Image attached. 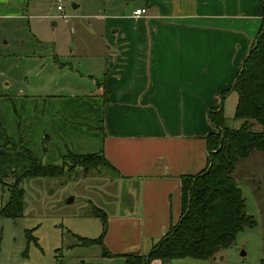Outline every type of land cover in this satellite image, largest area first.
Listing matches in <instances>:
<instances>
[{
  "label": "crops",
  "instance_id": "1",
  "mask_svg": "<svg viewBox=\"0 0 264 264\" xmlns=\"http://www.w3.org/2000/svg\"><path fill=\"white\" fill-rule=\"evenodd\" d=\"M142 3L129 14L114 13L105 19L102 82L95 81V121L88 130L66 121V106L54 108V119L47 120L44 102L34 131L49 155L45 165H60L57 161L68 152L102 153L107 168L120 179L113 198L100 199V206L91 202L106 214L103 246L113 255L145 256L178 223L181 177L196 175L207 166L205 138L216 132L208 112L234 85L264 18V0ZM137 9L146 14L135 17ZM233 94L227 93L222 106ZM1 97L0 102L5 101ZM20 128L18 124L23 149L21 135L26 138V129ZM69 129L75 131L72 142ZM124 190L125 199L129 203L134 199V204L123 211ZM208 261L187 258L169 264L213 263Z\"/></svg>",
  "mask_w": 264,
  "mask_h": 264
},
{
  "label": "rangeland",
  "instance_id": "2",
  "mask_svg": "<svg viewBox=\"0 0 264 264\" xmlns=\"http://www.w3.org/2000/svg\"><path fill=\"white\" fill-rule=\"evenodd\" d=\"M140 6L142 0H0V96L5 98L0 102V209L14 184L12 170L29 167L19 150L18 124L20 130L26 129L22 146L40 165L49 156L34 133L44 102L47 120L54 119V108L66 106V121L88 130L95 121V81L102 82L105 19ZM235 104L233 94L223 105L226 126L233 129L241 124L234 119ZM67 133L72 142L75 131ZM61 159L57 164L66 166L62 178L21 183L22 218L0 217V264H124L119 257H102L99 245L82 246L79 241L100 236L101 223L92 203L100 206V199L113 198L120 179L107 167L83 170L70 152ZM234 178L255 226L239 233L230 249L215 254L212 264H264V151L239 162ZM122 194L124 211L134 199L129 203L128 191Z\"/></svg>",
  "mask_w": 264,
  "mask_h": 264
},
{
  "label": "trees",
  "instance_id": "3",
  "mask_svg": "<svg viewBox=\"0 0 264 264\" xmlns=\"http://www.w3.org/2000/svg\"><path fill=\"white\" fill-rule=\"evenodd\" d=\"M230 91L237 96L234 119L241 122L237 129L226 126L222 106V100ZM208 121L216 132L205 138L207 166L196 175L181 177L180 219L161 240L152 244L147 255L111 254L103 246L107 217L96 207H92V212L101 223V234L96 239L80 238L82 246L99 245L102 257H119L124 259V264H151L153 261L169 264L187 258L208 261L219 251L230 249L244 229L255 226L253 217L246 212L245 199L234 173L239 162L251 153L264 151V18L234 85L221 94L219 106L208 112ZM19 149L26 156L29 167L13 173L9 200L0 209V217L13 220L23 217L21 183L24 180L58 179L66 173L65 163L40 165L30 151ZM71 155L83 170L110 168L102 153ZM30 233L28 231L29 241L33 240Z\"/></svg>",
  "mask_w": 264,
  "mask_h": 264
},
{
  "label": "built area",
  "instance_id": "4",
  "mask_svg": "<svg viewBox=\"0 0 264 264\" xmlns=\"http://www.w3.org/2000/svg\"><path fill=\"white\" fill-rule=\"evenodd\" d=\"M59 11H61V7H58L57 8ZM146 14V10L145 9H137L134 11L133 15L135 17H139V16H142V15H145Z\"/></svg>",
  "mask_w": 264,
  "mask_h": 264
},
{
  "label": "water",
  "instance_id": "5",
  "mask_svg": "<svg viewBox=\"0 0 264 264\" xmlns=\"http://www.w3.org/2000/svg\"><path fill=\"white\" fill-rule=\"evenodd\" d=\"M74 7H76V6H74ZM69 202H71V203H72V202H73V199L71 198ZM69 202H67V204H69Z\"/></svg>",
  "mask_w": 264,
  "mask_h": 264
}]
</instances>
